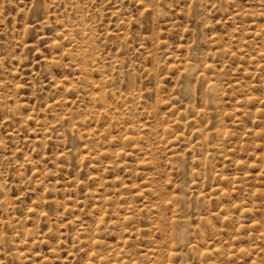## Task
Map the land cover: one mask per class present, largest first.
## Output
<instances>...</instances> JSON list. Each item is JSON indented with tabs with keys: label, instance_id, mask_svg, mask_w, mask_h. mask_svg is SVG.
I'll return each mask as SVG.
<instances>
[{
	"label": "rangeland",
	"instance_id": "1",
	"mask_svg": "<svg viewBox=\"0 0 264 264\" xmlns=\"http://www.w3.org/2000/svg\"><path fill=\"white\" fill-rule=\"evenodd\" d=\"M0 264H264V0H0Z\"/></svg>",
	"mask_w": 264,
	"mask_h": 264
}]
</instances>
